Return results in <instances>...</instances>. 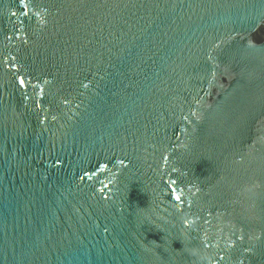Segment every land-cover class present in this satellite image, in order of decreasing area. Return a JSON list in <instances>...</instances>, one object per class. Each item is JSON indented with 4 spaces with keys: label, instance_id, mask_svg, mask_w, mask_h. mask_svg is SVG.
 I'll use <instances>...</instances> for the list:
<instances>
[{
    "label": "water",
    "instance_id": "1",
    "mask_svg": "<svg viewBox=\"0 0 264 264\" xmlns=\"http://www.w3.org/2000/svg\"><path fill=\"white\" fill-rule=\"evenodd\" d=\"M0 264H264V0H0Z\"/></svg>",
    "mask_w": 264,
    "mask_h": 264
}]
</instances>
